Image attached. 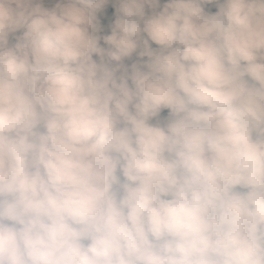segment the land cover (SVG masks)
<instances>
[{
  "label": "clouds",
  "instance_id": "1",
  "mask_svg": "<svg viewBox=\"0 0 264 264\" xmlns=\"http://www.w3.org/2000/svg\"><path fill=\"white\" fill-rule=\"evenodd\" d=\"M0 264H264V0H0Z\"/></svg>",
  "mask_w": 264,
  "mask_h": 264
}]
</instances>
